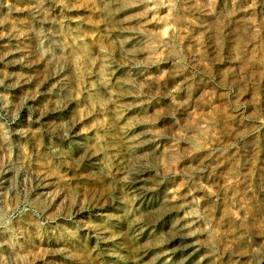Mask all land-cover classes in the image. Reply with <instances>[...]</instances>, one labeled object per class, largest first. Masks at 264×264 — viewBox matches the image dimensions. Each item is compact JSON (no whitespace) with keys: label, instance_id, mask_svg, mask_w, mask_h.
<instances>
[{"label":"rangeland","instance_id":"rangeland-1","mask_svg":"<svg viewBox=\"0 0 264 264\" xmlns=\"http://www.w3.org/2000/svg\"><path fill=\"white\" fill-rule=\"evenodd\" d=\"M0 264H264V0H0Z\"/></svg>","mask_w":264,"mask_h":264},{"label":"bare ground","instance_id":"bare-ground-1","mask_svg":"<svg viewBox=\"0 0 264 264\" xmlns=\"http://www.w3.org/2000/svg\"><path fill=\"white\" fill-rule=\"evenodd\" d=\"M116 32H117V31H116ZM23 84H24V83H23ZM22 86H23V85H22ZM142 199H143V198H142ZM142 232H143V231H142ZM140 233H141V232H140ZM133 237H134V236H133ZM170 242H171V241H170ZM167 244H168V243H167ZM155 249H156V248H155ZM148 250H149V249H148ZM143 251H144V250H143ZM179 251H180V250H179ZM182 251H183V250H182ZM147 252H148V251H147ZM186 252H187V251H186ZM151 253H152V252H151ZM148 254H149V253H148ZM191 257H192V256H191ZM188 258H189V257H188ZM192 258H193V257H192ZM141 259H142V258H141ZM141 259H140V260H141ZM140 260H139V261H140ZM187 260H188V259H187ZM190 260H191V259H190ZM184 262H185V261H184Z\"/></svg>","mask_w":264,"mask_h":264}]
</instances>
